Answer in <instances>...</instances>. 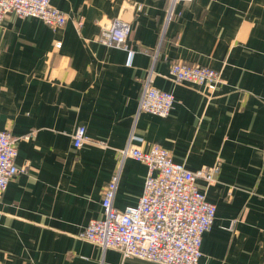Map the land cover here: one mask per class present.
<instances>
[{
	"label": "crops",
	"instance_id": "obj_1",
	"mask_svg": "<svg viewBox=\"0 0 264 264\" xmlns=\"http://www.w3.org/2000/svg\"><path fill=\"white\" fill-rule=\"evenodd\" d=\"M51 3L71 17L65 25L8 13L0 28V129L17 138L24 168L0 197V264H155L80 237L103 217L116 172L114 207L138 203L147 165L123 157L129 143L159 144L190 170L220 167L214 183L197 180L217 206L199 264H264V0L178 1L172 14L170 0ZM115 18L131 26L132 54L98 41ZM175 61L223 82L178 83ZM149 77L175 95L166 117L139 108Z\"/></svg>",
	"mask_w": 264,
	"mask_h": 264
},
{
	"label": "built area",
	"instance_id": "obj_2",
	"mask_svg": "<svg viewBox=\"0 0 264 264\" xmlns=\"http://www.w3.org/2000/svg\"><path fill=\"white\" fill-rule=\"evenodd\" d=\"M193 0H170V13L176 2ZM8 13L20 17H35L51 27H60L71 17L53 6L51 0H0V28ZM76 26L82 19H74ZM130 24L115 18L101 27L98 41L107 46L129 48ZM57 48L61 43H57ZM170 75L178 83L189 82L205 85L216 90L223 82L222 75L214 68L175 61ZM175 104L172 92L158 89L149 77L140 96L141 111L162 117L168 116ZM86 127L79 125L73 133L75 148L85 143ZM123 157H132L147 165L143 192L135 205L120 210L113 205L119 180L116 172L104 190L102 198L103 217L91 219L80 237L103 250L114 249L124 257H137L155 264H199L202 241L211 230L216 218L217 206L197 184L198 179L214 183L220 171L218 165L203 166L190 170L184 163L173 160L167 149L159 144L149 151L128 144ZM17 138L11 132L0 129V197L14 176L24 171L16 164Z\"/></svg>",
	"mask_w": 264,
	"mask_h": 264
}]
</instances>
